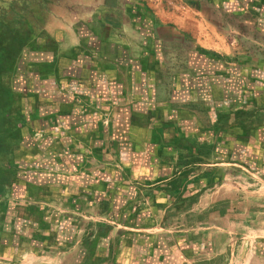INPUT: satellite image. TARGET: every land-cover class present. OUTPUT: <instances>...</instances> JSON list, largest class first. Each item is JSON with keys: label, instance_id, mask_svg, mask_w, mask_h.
<instances>
[{"label": "crops", "instance_id": "1", "mask_svg": "<svg viewBox=\"0 0 264 264\" xmlns=\"http://www.w3.org/2000/svg\"><path fill=\"white\" fill-rule=\"evenodd\" d=\"M78 1L73 23L45 27L47 56L18 78L32 86V139L11 147L27 172L17 168L8 187L16 200L0 256L264 264V0H178L185 13L151 0ZM50 200L99 220L40 211L27 224L23 209Z\"/></svg>", "mask_w": 264, "mask_h": 264}, {"label": "rangeland", "instance_id": "2", "mask_svg": "<svg viewBox=\"0 0 264 264\" xmlns=\"http://www.w3.org/2000/svg\"><path fill=\"white\" fill-rule=\"evenodd\" d=\"M169 1H171L172 4L176 2L177 7L170 8L168 4L166 5V0H159L157 3L159 5L164 4L169 12L172 11L173 13L176 11L178 13H185L184 3L178 0ZM179 4L181 5L180 7ZM81 7L82 4H80L78 0H0V72L3 68H7L8 73L4 75V80H0V100L6 98V105L8 106L6 111L3 110L0 112V238L3 237V231L6 228V226H4L6 223H2L3 219L6 217L4 210L7 206L14 208L13 205L16 200L15 195L9 193L8 187L11 184L13 185L16 181L15 172L18 170H25V172H27L26 168L21 169L20 167L18 168L14 166V160L10 154L13 152V148H11L13 144L19 142L24 137L23 132L25 126L23 123L26 114L23 110L30 104V96L33 94L31 83H28L29 87L25 89L24 87L19 86L20 83L18 78L27 72L30 74V71L34 68L37 61H40V59L47 56L45 52L46 49H44L48 40L47 34L45 33V27L48 24L57 23L58 21H64L67 24L71 22L73 23L75 19L74 16L77 15ZM4 25H7L6 29L4 28ZM15 25L17 26V29L14 28ZM219 37H222L220 43L224 44L229 41L230 45L235 47L236 40L233 37H228V35L225 37L220 34ZM19 39L23 40L25 43L23 42L19 48H15L14 42ZM207 40L208 42L211 41L209 36H206L205 43L201 44H205V46H208L209 48L210 46L213 47L211 43H207ZM214 41H216V39ZM214 51H217L219 54L221 49H214ZM7 57L9 58L7 59ZM9 59L11 60L8 64L7 60ZM32 99L34 98L32 97ZM33 101L35 103L38 102V100ZM0 104H2L1 101ZM0 107H2V105ZM31 137V133L28 132L23 140H31ZM4 139L8 142L7 150H5L2 145ZM6 152H8L11 160L3 161L1 160L2 156H5ZM20 164L22 165L21 162ZM32 174H28V176L26 175V183L34 182L33 179L37 175ZM31 177H33V179ZM45 179L46 177H44V180ZM27 196V199H31V196H34V193L31 191ZM30 205L33 206L32 203ZM34 206L35 208L30 207L29 209H23V212L27 215L25 219L27 224L32 223L31 219L33 215L35 217H40V211L47 214L49 217L54 214V217L60 219L62 216H65L66 213L71 212L74 214L76 221L82 219L94 225L97 220H99L97 215L86 214L79 209H68L63 206L62 203L54 202V200H50L49 202L44 201L41 205L42 210H38L37 205ZM41 226H43L41 229L48 227V223L45 226L43 224ZM26 227H28V225ZM41 229L36 228L35 231L40 232L42 231ZM13 230L11 229L10 233L13 234ZM57 232H59V228ZM93 235L94 234H92L91 237L89 235V237L93 239ZM24 243H26V241H24ZM245 248L249 249L250 246L246 244ZM49 253V256L39 258V260L35 262L29 261L28 264H56L57 261L59 262V257L55 259L51 258L53 257L54 252L51 251ZM5 261H9L10 264H17L18 262L17 260H13V257L1 255L0 264H4Z\"/></svg>", "mask_w": 264, "mask_h": 264}, {"label": "built area", "instance_id": "3", "mask_svg": "<svg viewBox=\"0 0 264 264\" xmlns=\"http://www.w3.org/2000/svg\"><path fill=\"white\" fill-rule=\"evenodd\" d=\"M153 3H157L159 0H151ZM169 5L170 6V8H176L177 7V5H176V2L174 3V4H172V2L171 1H169V0H166V5ZM181 5L179 4V7H180Z\"/></svg>", "mask_w": 264, "mask_h": 264}, {"label": "trees", "instance_id": "4", "mask_svg": "<svg viewBox=\"0 0 264 264\" xmlns=\"http://www.w3.org/2000/svg\"><path fill=\"white\" fill-rule=\"evenodd\" d=\"M1 99V98H0ZM1 102H2V104H0V106L1 105H4L5 104V102H7V99L6 98H4V99H2V100H0Z\"/></svg>", "mask_w": 264, "mask_h": 264}]
</instances>
